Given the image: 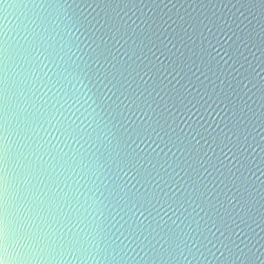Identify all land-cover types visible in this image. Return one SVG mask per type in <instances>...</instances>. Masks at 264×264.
Returning <instances> with one entry per match:
<instances>
[{
    "label": "snow or ice",
    "instance_id": "6c2138e0",
    "mask_svg": "<svg viewBox=\"0 0 264 264\" xmlns=\"http://www.w3.org/2000/svg\"><path fill=\"white\" fill-rule=\"evenodd\" d=\"M139 2L142 3L143 0ZM92 3L100 9L96 15L100 16L101 12H104L109 20L111 16L106 9L115 5L120 9L116 15L123 20L129 12L135 15L133 8L138 0H92ZM236 3L240 4L241 8L245 4L249 7H259L264 14V0H243V2L236 0ZM89 6L91 7V4ZM235 6L233 4V7ZM62 7L61 0H0V264H75L77 261L79 264H90L92 261H97V258L103 262L109 260L104 249L99 246L93 248L86 238L71 233L70 229L64 231L66 222H72L71 209L75 208L73 199L79 203L80 192L79 188L75 192L66 191L65 189L71 187L68 180L62 179L53 169L67 165L64 158L68 153L59 148L62 138V142L70 149L71 145L68 142L79 144L84 140L87 130H82L81 125L77 123L79 117L73 118L75 113L65 115L61 112L64 104L68 103L64 100V104H60V99L63 97L57 99L56 103L45 99L49 92L53 93L54 98L57 92L63 90V81L67 79L64 73L67 69L59 63L58 58L62 59V57L55 48L47 51L45 56L47 63L40 59L45 55L40 51L43 36L36 28H31L36 20L45 24L51 15L50 10L58 11ZM96 8H93V11ZM10 9L19 12L18 23L14 28H10L8 23ZM243 15L244 13L241 12V16ZM200 23L203 24L200 52H192V56L186 57L181 53L180 56L184 57L182 61L177 57L169 68H165V71L160 73L161 83L167 80L168 84L172 85L171 91L165 90L167 85L160 91H157L156 87L148 91V80L137 72L138 84L142 83L145 86L144 90L139 92V96H136L135 92L127 95L126 92L121 91L123 85L111 71H106L101 81L102 83L107 81L104 87L108 89L110 95L97 89L100 94L93 102L103 105L107 100H111L108 108L112 111L109 114L120 122V127L127 134V138H121L123 144L132 150L120 160L119 166L125 176L135 172L136 176L133 178L136 179V183L132 184L131 188H128L127 183L124 184L119 188L117 195L120 192L124 193L120 197L124 201L122 210H126V214L130 213L129 219L133 223L140 217H145L146 212L151 215L147 205L152 201L146 199L147 196L159 200L150 188V184L154 182L151 179L152 173L148 172L145 175L137 167L139 161L136 159V149L141 145L155 144L156 148L153 151L159 149V152H156L157 156L161 154L168 156L169 153L175 156L177 152L183 154L186 151L181 147L183 141L178 144L177 140H180V133L184 132V128L176 123L177 116L185 123L193 117L197 118V124L204 128L208 137H211L209 141L200 134L199 130L196 131V135L200 136L207 145L208 151L204 156L211 160L210 151L230 176L242 179L245 183L252 182V186L255 187L253 177L256 176V172L264 175L262 170L264 169V135L260 133L253 135V127H251L255 124L264 131V75H261L264 73V23L260 24V31L256 35H253L254 29L245 32L239 24L233 29L224 22L217 24L211 18L208 24H204L203 21ZM248 23H251V20ZM226 27L231 32L230 36L224 32ZM213 28L217 33H224L227 36L224 40L227 47L220 46L219 42L213 46L211 41L208 42L207 47L204 46V40L207 39L203 36L204 30L207 29L208 33L212 34ZM193 31H196L194 27ZM13 32L16 35H13ZM26 32L31 39L29 35H25ZM108 51L110 53V50ZM92 52L94 63L99 65L98 72L105 67L100 57H103L111 68L116 67L108 60V56L100 49L99 44L92 49ZM249 56L252 57L251 60ZM237 64L239 67H236ZM224 66L233 69L242 79L231 76V73L225 76ZM216 69H219V72ZM229 76L231 79L228 78ZM193 77L195 80L192 79ZM149 79L153 84L156 83L154 76ZM233 80H236L235 85ZM145 92L151 97L152 103H149L147 98L140 100ZM122 96L124 99H121ZM72 103L83 107L76 91H73ZM84 103L87 101L85 100ZM57 104L60 107H57ZM254 105L261 109L259 114L253 111ZM201 109L210 116L215 112L216 115L212 117L218 122L208 124V121L200 115ZM129 112L137 116L140 122L133 120ZM246 112L253 113L258 123L249 118ZM170 119L171 123H169ZM202 120L203 124H200ZM125 121L135 125L131 133H128L130 125ZM173 135L176 139H173ZM257 135L259 140L256 138ZM88 137L91 140V134H88ZM87 142L89 141L86 140L85 143ZM196 142L200 143L199 140ZM161 144L164 147H161ZM203 159L204 157H201V160ZM224 160H227L228 164H225ZM149 163L151 164V161ZM158 163L159 161L151 164L152 168L156 169ZM229 164L231 167L228 166ZM159 167L163 168L164 165ZM212 168L225 180L229 178L221 172L216 163L212 164ZM204 171L208 172V169L205 168ZM237 172L240 173L238 177ZM261 186L264 187V181H261ZM236 191H240L239 187ZM244 191L247 192L248 189L245 188ZM247 203L242 198L237 199L235 193L229 199V204L233 208L239 205L240 211L244 210ZM168 207L171 209L173 206L168 205ZM57 225L60 227H56ZM213 228L215 231L211 228L208 231L219 241V247L213 244L208 252L219 264H264V251H261L264 249V244L257 248L252 244L251 237H248L246 242L243 237H247L248 234L240 229L239 225H236V230H229L227 235L226 231L217 227L215 223ZM261 231L264 232V227H261ZM221 237L223 239H220ZM237 240L240 243H236ZM208 243L211 244L212 241L209 240ZM229 244L232 246L230 247ZM213 248L215 251L212 250ZM169 249H171L170 244ZM180 255L183 256L184 253L181 251ZM111 259L115 260V256Z\"/></svg>",
    "mask_w": 264,
    "mask_h": 264
},
{
    "label": "water",
    "instance_id": "95a60500",
    "mask_svg": "<svg viewBox=\"0 0 264 264\" xmlns=\"http://www.w3.org/2000/svg\"><path fill=\"white\" fill-rule=\"evenodd\" d=\"M61 3L63 4L62 9L50 10L51 15L45 24L36 20L31 28H36L43 36L40 51L45 55L40 59L47 63L45 59L47 51L55 48L62 57V59L58 58L59 63L63 65L64 69H67L64 73L67 79L63 81V90L57 92L58 95L56 93L54 98L53 93L49 92L45 99L56 103L57 99L63 97L60 99V104H64V100H67L68 103L64 104L61 112L65 115L75 113L73 118L79 117L77 123L81 125L82 130H87L84 140L79 144L73 141L68 142L71 145L70 149L62 142V138L59 148L68 153V156L64 158L67 165L53 169L62 179L68 180L71 187L65 189L66 191L75 192L79 188L80 192L79 203L73 199L75 208L71 209L72 222H66L64 231L70 229L71 233L86 238L93 248L99 246L104 249L109 260L104 261L103 264H219L208 252L213 244L219 247V241L208 231L210 228L215 231L213 223L225 230L226 235L229 230H236V225H239V228L248 234L247 237H243L246 242L247 238L251 237L252 244H255L257 248L264 244V239H262L264 232L261 231V227H264V218H262L264 217V207H262L264 205V199H262L264 187L261 186L264 175L256 172V176L253 177L255 183V187H253L252 182L245 183L242 179L230 176L210 151L211 160L204 156V153L208 151L207 145L204 144L200 136L196 135V131L199 130L200 134L209 141H211V137H208L204 128L197 124L196 117L187 120V123L181 121L179 116L176 117V123L184 128V132L180 133V140H177L178 144L181 140L183 141L181 147L186 149L183 154L177 152L175 156L172 153H169L168 156H163V154L157 156L156 152H159V149L153 151L156 148L155 144L141 145L139 149H136L135 155L139 161L137 167L145 175L148 172L152 173L151 179L154 182L150 184V188L156 197H159V200L157 201L153 196H147L146 199L152 201L150 205H147L151 210V215L146 212V219L140 217L133 223L129 219L130 213L126 214V210H122L124 201L120 197L124 193L120 192L117 195L119 188L124 184L127 183L128 188H131V185L136 183V179L133 178L136 173L133 172L131 175L125 176L119 166L120 160L132 151L126 148L121 139L122 137L127 138V134L120 127V122L109 114L112 111L108 108L111 100H107L103 105L93 102L100 94L97 89L108 93V89L104 87L107 81L101 82L106 71H111L117 77L120 84L123 85L121 91L126 92L127 95H132L135 92L136 96H139V92L144 90L145 86L142 83L138 84L137 72L144 76L145 80H148V91H151L153 87L160 91L165 89V85H167L165 90L171 91L172 85L168 84L167 80L161 83L160 73L164 72L165 68H169L171 62L175 61L177 57H180L182 61L184 57L180 56L181 53H184L186 57L192 56V52H200L203 39L201 36L203 24L200 21L208 24L209 18H211L217 24L224 22L233 29H236L239 24L245 32L254 29L253 35H256L260 31V24L264 23L262 10L259 7H249L247 4L241 8L236 0H143L142 3L138 0L137 5L133 8L135 15L129 12L123 20L116 15L120 11L119 8H116L115 5L107 8L106 11L111 16L109 20L104 12H101L100 16L96 15L100 9L96 8L92 0H61ZM233 4L236 6L233 7ZM93 8L96 10L93 11ZM241 12L244 13L243 16H241ZM18 16L19 12L13 9L9 10L10 28L17 25ZM249 20L251 23H248ZM193 27L196 31H193ZM224 32L228 36L231 35L227 27ZM13 35L16 33L13 32ZM25 35H29V33L26 32ZM203 36L207 37L204 40L205 47L209 41L213 46L219 42L220 46L227 47L224 44L227 36L224 33H217L215 28L212 29V34H209L205 29ZM29 39H31L30 35ZM97 44L100 45L101 50L105 51L108 60L116 65L115 68H111L104 58L100 57L101 63H104L105 67L99 72L97 71L99 65L94 63L92 52ZM90 45L91 47H89ZM245 54L247 55V53ZM249 59L251 60L252 57L249 56ZM213 67L216 68L215 64ZM236 67H239V64ZM245 67H247V63H245ZM216 70L219 72V69ZM228 73L237 79H242L233 69L224 66L225 76H228ZM152 76L156 78L155 84L149 79ZM231 76L228 78L231 79ZM212 78L215 79V77ZM192 79L195 80V77ZM232 82L235 85L236 80ZM73 86H75L74 89ZM73 91H76L83 107L80 104L73 105ZM64 93H68V95H64ZM144 98L152 103L147 92L144 93V97H140V100ZM121 99L124 97L122 96ZM85 100L87 103H84ZM125 102L127 103V101ZM57 107L60 105L57 104ZM69 108H71L70 111ZM253 111L259 114L261 109L254 105ZM82 113L83 115H81ZM128 114L137 123L140 122L137 116L131 112ZM200 115L208 121V124L218 122L214 121L212 117L216 115L215 112L210 116L208 112L201 109ZM246 115L258 123L253 113L246 112ZM125 123L130 125L128 133H131L135 125L129 121H125ZM169 123H171V119ZM200 124H203V120L200 121ZM173 126L175 127V125ZM204 126L207 127V125ZM251 127H253V135L257 133L264 135V131L256 127L255 124ZM88 134H91V140H89ZM256 138L259 140V135ZM165 139L167 140V138ZM173 139H176L175 135H173ZM86 140L89 142L85 143ZM197 140L200 141L199 144H197ZM157 142L159 143V141ZM160 146L164 147L163 144ZM189 149L190 151H187ZM201 157L204 159L201 160ZM221 159L224 158L221 157ZM149 161L151 164H156L159 161L157 168L153 169ZM213 163H216L221 172L229 178L225 180L223 176H220L212 168ZM224 163L228 164V161L224 160ZM159 165H164V167L160 168ZM228 166L231 167L230 164ZM205 168L208 169V172L204 171ZM233 171L235 172V169ZM202 173L203 175H201ZM209 173L211 174L209 175ZM236 176H240V173L237 172ZM222 180L223 183H221ZM237 187L240 189L239 192L236 191ZM245 188L248 189L247 192L244 191ZM234 193L237 199L242 198L248 202L243 211H240L239 205L233 208L229 204V199ZM168 205L173 207L170 209ZM56 227H60V225ZM209 240L212 241L211 244L208 243ZM236 243H240V241L237 240ZM169 244L171 249H169ZM161 245H163V249H161ZM229 246L232 245L229 244ZM212 250L215 251L214 248ZM181 251L184 253L183 256L180 255ZM113 256H115V260L111 259ZM75 264H79V262L77 261ZM90 264H100V260L92 261Z\"/></svg>",
    "mask_w": 264,
    "mask_h": 264
},
{
    "label": "clouds",
    "instance_id": "9594fccd",
    "mask_svg": "<svg viewBox=\"0 0 264 264\" xmlns=\"http://www.w3.org/2000/svg\"><path fill=\"white\" fill-rule=\"evenodd\" d=\"M57 95H58V93H57ZM98 260H99V258H97ZM100 264H103V261H100Z\"/></svg>",
    "mask_w": 264,
    "mask_h": 264
}]
</instances>
